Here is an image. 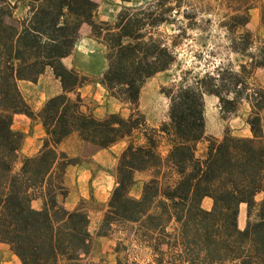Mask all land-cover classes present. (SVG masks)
I'll return each instance as SVG.
<instances>
[{"label": "trees", "instance_id": "16d2710c", "mask_svg": "<svg viewBox=\"0 0 264 264\" xmlns=\"http://www.w3.org/2000/svg\"><path fill=\"white\" fill-rule=\"evenodd\" d=\"M120 1L113 22H95L92 0H0V243L20 264L80 263L91 250L89 219L82 206L64 205L65 173L75 161L59 145L73 135L99 149L127 139L101 220L106 236L115 240V264H264V87L255 80L264 69V42L246 30L257 0H215L227 11L219 27L223 48L234 58L219 52L211 70L192 78L185 71L178 83L163 87L168 121L157 129L138 111L139 95L147 79L176 64L178 45H168L157 30L171 26L175 40L188 30L199 32L197 10L184 0ZM84 24L106 49L98 83L129 106L127 117L82 111L75 93L90 81L62 60L77 45ZM47 68L61 92L36 115L43 146L22 156L23 134L13 128L14 117L32 118L34 112L18 83L35 82ZM206 95L229 114L246 104L251 135L208 139L199 155ZM136 174L146 175L137 198L130 195ZM204 198L212 202L209 210L202 208Z\"/></svg>", "mask_w": 264, "mask_h": 264}, {"label": "rangeland", "instance_id": "374dc122", "mask_svg": "<svg viewBox=\"0 0 264 264\" xmlns=\"http://www.w3.org/2000/svg\"><path fill=\"white\" fill-rule=\"evenodd\" d=\"M14 2L15 0H10ZM96 4L93 20L95 22H113L122 7L120 0H92ZM152 0H134L137 5ZM192 9L197 10V23L200 31L188 30L185 37L173 39L171 26H160L158 34L168 45L177 41L175 52L177 53L176 64L166 72L157 73L150 77L142 85L138 111L144 116L149 128L157 129L161 124L168 121L169 99L161 93L163 87H169L178 83L183 78V72L189 71V78L197 73L212 69V65L218 63L219 52L224 57L234 58L226 54L223 46H226L224 30L219 23L226 14V8L215 0H184ZM264 0L257 3L249 10V21L246 30L256 39L264 42V26L261 23V5ZM188 8V7H187ZM203 9L207 13L203 12ZM21 12L18 10V13ZM17 13V14H18ZM180 19V18H178ZM209 19L210 24L204 20ZM205 30V31H203ZM210 36V37H209ZM106 49L104 45L95 39L91 33V27L82 25L77 45L69 56L62 60L67 69H72L80 75L86 76L89 83L78 89L75 95L79 96L82 111H90L95 117H104L107 114L119 113L123 117L129 114V106L110 97L98 83L106 67ZM214 53H218L215 55ZM255 80L264 87V69H258ZM20 91L28 103L34 117L19 114L14 117L13 128L23 134L21 155L40 150L43 146L44 133L39 118L36 116L44 103L52 96L61 92L59 81L54 77L51 69L47 68L38 76L35 82L20 81ZM74 95V96H75ZM246 104L241 105L235 113H227L221 110L218 99L214 96H204V140L198 145L197 153H203L208 139L220 141L226 134L234 137H249L250 131L246 124L248 115ZM264 115V112H263ZM137 136V135H135ZM128 140L104 150L83 143L73 135L63 141L59 147L65 152L73 164L66 169L65 185L68 190L64 205L68 210L82 206L88 215L89 231L91 234V250L87 257L78 264H115L113 252L115 240L106 236L101 227L102 215L114 187V169L117 157ZM165 154L166 148H161ZM19 167V164H17ZM146 175L136 174V182L130 190V195L139 197L141 194L142 181ZM262 196L259 195L257 200ZM38 201L33 203L38 207ZM212 202L204 198L202 208L209 210ZM245 222V206L240 205L238 214V226L243 228ZM0 264H20L17 258L10 252L8 246L0 243ZM68 264V263H67Z\"/></svg>", "mask_w": 264, "mask_h": 264}, {"label": "crops", "instance_id": "0c3cea01", "mask_svg": "<svg viewBox=\"0 0 264 264\" xmlns=\"http://www.w3.org/2000/svg\"><path fill=\"white\" fill-rule=\"evenodd\" d=\"M62 145V143L59 145V147ZM106 150V149H104ZM39 150L37 149L36 151H32L30 153H27L26 156H33L35 155ZM65 178H66V173H65ZM244 205V204H241V206ZM245 206V205H244Z\"/></svg>", "mask_w": 264, "mask_h": 264}]
</instances>
